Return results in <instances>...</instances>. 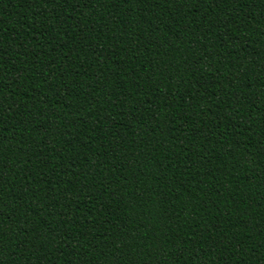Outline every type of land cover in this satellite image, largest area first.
<instances>
[{
	"label": "trees",
	"instance_id": "trees-1",
	"mask_svg": "<svg viewBox=\"0 0 264 264\" xmlns=\"http://www.w3.org/2000/svg\"><path fill=\"white\" fill-rule=\"evenodd\" d=\"M0 264H264V0H0Z\"/></svg>",
	"mask_w": 264,
	"mask_h": 264
}]
</instances>
